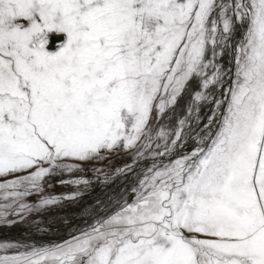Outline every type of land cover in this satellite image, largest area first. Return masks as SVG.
Returning a JSON list of instances; mask_svg holds the SVG:
<instances>
[{
  "label": "snow or ice",
  "instance_id": "snow-or-ice-1",
  "mask_svg": "<svg viewBox=\"0 0 264 264\" xmlns=\"http://www.w3.org/2000/svg\"><path fill=\"white\" fill-rule=\"evenodd\" d=\"M121 151L111 176L75 175ZM144 160L131 199L66 239L0 240V264H264V0H0V226ZM51 177L74 190L47 194Z\"/></svg>",
  "mask_w": 264,
  "mask_h": 264
},
{
  "label": "rangeland",
  "instance_id": "rangeland-1",
  "mask_svg": "<svg viewBox=\"0 0 264 264\" xmlns=\"http://www.w3.org/2000/svg\"><path fill=\"white\" fill-rule=\"evenodd\" d=\"M51 33H55V32H51ZM49 34H48V37H49ZM61 34L64 36L63 42H65L66 34H63V33H61ZM63 42H61L59 45H61ZM58 46L54 50L53 49H47L45 46V50L50 52V53H55L58 50ZM184 95H185V93L179 98L177 104L173 108H171L165 112V114L163 115V118L159 121V124H157L155 119H153V125H152L153 131H155L160 125H164L165 127L171 128L173 130L175 129V127L177 126V121L186 116V108L188 105L185 104V103H187L186 101L185 102L183 101ZM187 101H189V99H187ZM182 105L184 106L183 110H182V108H183ZM204 107H205V105L201 106L200 112H201V109ZM180 111H181V113H180ZM200 112H199V115H200ZM154 116H155V114H154ZM195 118H196V113L194 112L193 117H192V121H194ZM193 128H195L194 125H193ZM191 131L192 130L189 129L186 132V136L184 137L185 143L178 146L177 150H178V153L181 155L190 152L196 146V139H195L194 135H190ZM131 160H132V154L131 153H127V152H123V151L118 152V153H112L106 159H104L102 161H89V162L83 164L82 170L78 173H75V175H82V176H85L88 178H93L94 173H93L92 169L94 167H103L104 172L106 174H108L109 176H111L112 172L115 169H117V168H119L125 164L131 163ZM109 161H111V163H109ZM142 162H145V160ZM150 163H151V161H147L146 163L139 164L138 167L134 170L133 173L130 174L129 177H128V175H126V176L121 175L115 181L111 182L109 184V186L106 188L100 187L102 185L101 183H98V182L94 183L91 186V188L85 193V195L82 196V198H80L79 200L67 201L58 207H53V208H50L48 210H45L44 212H42L39 215V217L30 216L24 224H15L14 226H11V227L0 226V229L12 228V229L8 230L10 232H4V235H2L0 237V240H4V239L5 240H26V239L28 240V239H30V236H32L29 233H31L32 231H33V233H35L34 229H33L34 227L48 226L50 228V232L49 233L48 232L39 233L40 236H42V237H40L38 240H40L42 242H49V240H52V239H55L56 237H58L59 233L69 232L70 229L74 228V226H79V227H77V229L87 227V225L85 223L80 221V218L86 217L89 214V212H92L95 209H96V211L99 210L96 207V201L97 200L102 201L103 205H106V207H104L105 210L108 208V206H110V208H108V210H110L109 213L111 211L115 210L116 207L111 209V206L113 207L112 204H114V202H115L114 201L115 196H116V198L117 197L121 198L122 196H127L128 195L127 190L130 189L136 183V180L138 179L139 175L143 172V170L147 166H149ZM122 177H124L125 180L123 179V181L121 183L120 179H122ZM53 178L54 177L50 178V182L55 186L50 188V189H47V194H50V193H60V194L70 193L74 190L72 187H69L66 185H57L56 184L57 179H63V178H56V179H53ZM48 182L49 181H46V183H48ZM110 197H114V198L112 199ZM30 199L36 200L37 197L33 196V197H30ZM110 199L113 200L114 202L108 203ZM128 199H131V196H129ZM78 217H79V219L73 220L74 218H78ZM92 217L88 218L86 220V223L89 222V220ZM37 219H39L40 224L34 225L33 221H36ZM78 222L80 223V225ZM88 226H90V225L88 224ZM17 227H19V228H17ZM73 230H75V229H73ZM27 231H30V232L27 233ZM74 233H72V234H74ZM68 237L69 236H67L63 239H66ZM48 238H50V239L48 240Z\"/></svg>",
  "mask_w": 264,
  "mask_h": 264
},
{
  "label": "bare ground",
  "instance_id": "bare-ground-1",
  "mask_svg": "<svg viewBox=\"0 0 264 264\" xmlns=\"http://www.w3.org/2000/svg\"><path fill=\"white\" fill-rule=\"evenodd\" d=\"M62 35V34H61ZM64 41V36L62 35V39L61 40H59V41H55L54 42V48H53V50L61 43V42H63ZM225 59H227V57L225 58ZM195 87V81H193V84H192V86L185 92V95L183 96V101L185 102H187V103H185L186 105H189L190 103H191V101H190V94H191V91H192V88H194ZM187 99H189V101H187ZM182 101V102H183ZM184 104V105H185ZM180 105V104H179ZM182 110L184 109V106L182 105ZM179 109V108H178ZM180 113H181V111H180ZM184 113V112H183ZM193 114H194V112H193ZM193 117V116H192ZM193 125H194V127H195V120L193 121ZM185 136H186V134H185ZM147 161H145V162H141V163H139V164H142V163H146ZM139 164H137V166L135 167V169L138 167V165ZM140 168V167H139ZM134 169V170H135ZM130 176V174H128V177ZM123 179H124V177H122V179H120L121 181V183H122V181H123ZM125 180V179H124ZM130 195L128 194L127 195V198L129 197ZM123 197H125V196H122L121 198H116V196H115V198L114 197H112V199L114 198V201L116 202V201H120ZM111 198V197H110ZM113 201V202H114ZM114 202V204H112L113 205V207L111 206V209H113V208H115L117 205H116V203ZM109 203V202H108ZM108 208H110V206H108ZM108 208L105 210V208L104 207H102V208H98L99 210L98 211H96V209L94 210V211H92V212H89V214L86 216V217H81L80 218V221H82L83 223H85L86 225H91L92 223H93V221L98 217V216H106L108 213H109V211L110 210H108ZM59 210V209H58ZM105 210V211H104ZM54 213V212H53ZM93 216V217H92ZM90 217H92L90 220H89V222H87L86 223V220L88 219V218H90ZM95 218V219H94ZM93 219V220H92ZM92 220V221H91ZM81 222V223H82ZM79 223V222H78ZM82 223V224H83ZM79 225H80V223H79ZM84 225V224H83ZM77 227H79V226H74V228H72V229H70V231L69 232H64V233H59L58 234V237H56L55 239H52V240H49L50 238H48V240L49 241H52V242H54V240H57V239H59V238H61L62 236H65V235H67V234H69L70 232H72V231H74L73 229H75V230H79V229H77ZM17 228H19V227H17ZM10 229H12V228H8V229H0V237L2 236V235H4V232H10V231H8V230H10ZM72 230V231H71ZM13 231V230H12ZM11 231V232H12ZM30 231H27V233H29ZM48 233L50 232V230L49 231H47ZM26 233V232H25ZM29 234H31L32 236H30V239H33V240H38L40 237H42V236H40V234L39 233H33V231L31 232V233H29ZM5 240V239H4ZM27 240V239H26Z\"/></svg>",
  "mask_w": 264,
  "mask_h": 264
},
{
  "label": "water",
  "instance_id": "water-1",
  "mask_svg": "<svg viewBox=\"0 0 264 264\" xmlns=\"http://www.w3.org/2000/svg\"><path fill=\"white\" fill-rule=\"evenodd\" d=\"M62 39V35H61V33L60 34H56V33H50L49 34V37H48V44L46 45V48L47 49H53L54 48V42L55 41H59V40H61ZM208 108H209V106H207V105H205V107L204 108H202L201 109V112H200V117L201 118H205V122H206V116L209 114V112H208ZM145 161H148V160H145ZM121 176V175H120ZM119 176H117L115 179H114V181L118 178ZM54 178H63V177H54ZM109 184L110 183H107V184H102L100 187H102V188H106V187H108L109 186ZM85 195V194H84ZM83 195V196H84ZM112 198V197H111ZM76 219H79V217L78 218H74L73 220H76ZM88 226V225H87ZM81 229H83V228H81ZM75 231H77V230H74V231H72V232H70L69 234H67V235H65V236H62L61 238H59V239H57V240H55V241H59V240H61L62 238H65V237H67V236H69L70 234H72V233H74Z\"/></svg>",
  "mask_w": 264,
  "mask_h": 264
}]
</instances>
